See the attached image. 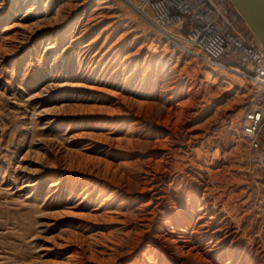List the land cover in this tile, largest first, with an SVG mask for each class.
Masks as SVG:
<instances>
[{
    "label": "rangeland",
    "instance_id": "rangeland-1",
    "mask_svg": "<svg viewBox=\"0 0 264 264\" xmlns=\"http://www.w3.org/2000/svg\"><path fill=\"white\" fill-rule=\"evenodd\" d=\"M100 1L0 0V43L7 41L0 50V264H141L140 250L125 244L135 230H147L144 243L160 242L163 259L195 264L157 239L165 228L155 207L171 212L168 203L155 196L150 209L140 208L154 194H143L140 183L163 125L171 160L178 159L159 168L156 184L172 185L174 215L190 225L217 215L213 230L230 223L227 247L238 253L232 264L243 255L246 264H264V149H250L240 136L256 99L253 81L176 49L122 2ZM237 22L251 35L240 14ZM167 61L174 77L184 67L183 101L171 98L172 76L163 79ZM139 159L121 193L85 198L86 188L106 182L83 164L108 162L123 172ZM202 198L212 212L199 210ZM101 202L111 220L95 211Z\"/></svg>",
    "mask_w": 264,
    "mask_h": 264
},
{
    "label": "bare ground",
    "instance_id": "bare-ground-1",
    "mask_svg": "<svg viewBox=\"0 0 264 264\" xmlns=\"http://www.w3.org/2000/svg\"><path fill=\"white\" fill-rule=\"evenodd\" d=\"M109 1L110 0H101L100 2L107 4V2H109ZM36 3H33V5H32L33 9H36L38 7V6H36ZM99 14H98V16H99ZM101 16H99V17H101ZM44 19H42L40 21H43ZM51 20H53V19H51ZM35 24H37V23H35ZM38 24L41 25V23H38ZM115 30H116V27H114L112 31H115ZM28 37L30 38L31 34ZM108 37H109V35H106L105 39H108ZM5 38H3L4 43H0V50L2 48H4V46H5L4 44H6L5 42H7ZM259 42L262 45H264L260 40H259ZM173 47H175L177 49V46H173ZM108 50H111V56L117 55L119 53V48H115L112 46H111V48H108ZM106 52H108V51H106ZM115 59H117V58H115ZM111 60H113V59H110V61ZM171 60H174L177 63V65H179L181 63L180 60L177 59V57H175V55L172 56ZM178 67L179 66L176 67L175 72L179 71L180 73L178 76L174 77L173 76V74H174L173 68H172L171 73L170 72L167 73V71H166L169 68V61H167L166 65H165V69L163 71V79L167 80L170 75L172 76L171 78L174 80L172 82L173 86H172L171 91H170L171 92V98H179V100H182V98H184V97L186 98L189 95V90L186 89L187 83H184L185 81H183V79H182L183 77L181 76L183 73L184 67L180 68L179 70H178ZM226 69L232 70L229 68H226ZM242 75L243 74H241V76ZM175 109H177V108H175ZM171 111H173L172 108H171ZM163 122H160V123H163ZM158 124H159V122H158ZM167 127H168V125L167 126L163 125V126H161V129L155 128V135L157 136V138L163 137V139L161 140V139L156 138L157 139L156 142L154 141L155 142L154 149L158 148V150L154 151V153L151 154L149 156V158L147 159V164L145 165V168L143 169V173L145 174V176L142 177V180L140 183V184H142L140 191L143 194H144V192H152L154 194H152V198L150 199V201L147 202L145 205L143 204L140 208L142 211L150 209L152 204L154 203L155 196H157L156 197L157 200H160L161 202L166 201L168 203L166 205H168L169 210H171V212L168 210H167L168 212L167 211H160L159 205H157L155 207V211H157V213H159V215L163 216L162 226L159 227L160 231L161 230L163 231L165 228V230H164L165 232L163 234H161L157 239L160 241L168 242L171 245V247L173 248V251L175 252L173 254H176V255L181 254L182 258L193 257L195 264H215L220 259L229 255V257H228L229 261H227V262H228V264H232L235 261L238 253H237L236 249H232V247H231L232 245L227 247L228 240L232 235V233H229L230 228H231L229 225L230 223H228V221H227V223H225L222 228L213 230L212 226L215 225V223L218 219L217 215L216 216L213 215V217L211 216L212 221L209 222L208 225H207V223L205 225H203L204 223H202L201 220H203L205 215H201L199 217V219L197 221H195L194 224H191V225H193L191 228L192 230H191V232H188V228L191 226L190 225V219L187 218L186 216H179L178 214H177V216H175L174 213L172 212L173 206L171 205V203L174 201V199H172V195H173L172 185L171 186L169 185L167 188H164L162 185L156 184V182H158L157 181L158 180L157 175L159 174V171H160L159 168L161 166L166 167L167 165L174 162V159H178L177 155H175L171 160V157L173 156V154H172V149L168 146V143H167V140H168V133H167L168 128ZM162 128H163V130H162ZM133 133H134V130H132L131 128L126 133V138H127L126 140L129 143L131 142L130 138L133 136ZM140 163H141V161L139 159L137 162H135L133 164H128V165L126 164L124 166L123 172H122L121 166L114 168V166L112 167L111 163H108V162L104 166H102V165L89 166V164H87V163L83 164V168L88 172L86 174H89L90 176L91 175L95 176L96 178H99L100 177L99 175H102L104 177L105 182H106V184H104V185H101L100 183L97 184L95 186V188L92 190L86 188V186H85V188H86L85 191L89 190L87 192V196L85 198L88 199L90 197V199H92L91 197L95 196L96 192H98V194H99L98 199L103 198V196L107 193V191H111L112 194L121 193L123 190V184L125 181H128V185L133 184V181H132L133 176H134V175L132 176L133 168L134 167L136 168L137 165ZM165 170L167 172L168 168H165ZM161 178H160V180H161ZM83 181H85V180H83ZM161 181H163V180H161ZM35 184L36 183H33L32 185H35ZM106 200L108 201L109 199H106ZM201 201L202 202L200 203L199 210L201 212L205 211L203 214H208V213L212 212V210L210 209L211 207H209V204L206 202V200L204 198H202ZM103 203L102 202L99 203V205L95 209V211L96 212L101 211L102 212L101 216L109 217V220H111V210L106 211V209H102V208H104ZM160 205H161V203H160ZM175 206H176V208H179L177 205H175ZM148 214L149 215H147V216H151L154 213L151 211V212H148ZM147 216L144 215V219L142 218L141 220H143L144 222H146L147 220H153V219H149ZM223 222H225V219L221 220L220 223L222 224ZM143 223L141 226L146 227V225L145 224L143 225ZM168 226H171V227L169 228ZM201 228L202 229L206 228V229H203V231L201 232ZM218 232H223V237H220V239L218 238L219 240L215 239L216 238L215 234H217ZM135 233L137 235L133 234L132 232L128 234V236H127L128 241H126L125 244L127 245L128 251L130 250L129 252H131V251L133 252L135 250H140V253L142 256L141 264H172L171 263L172 261L170 262L169 260L162 258L161 249L158 248L160 242L155 243L154 239H153V241L150 240L148 243H144L142 241V238L144 239V237L147 235V230H144V231L143 230L142 231H139V230L136 231L135 230ZM118 242H119V240H118ZM102 254H104V252H102ZM84 256H85V254H84ZM90 258L91 259H97L96 253L92 252ZM173 260H175V258H173ZM248 260H249L248 257H246L244 255L240 256V258L237 260V264H246V261H248ZM85 261H87V260H85Z\"/></svg>",
    "mask_w": 264,
    "mask_h": 264
},
{
    "label": "built area",
    "instance_id": "built-area-1",
    "mask_svg": "<svg viewBox=\"0 0 264 264\" xmlns=\"http://www.w3.org/2000/svg\"><path fill=\"white\" fill-rule=\"evenodd\" d=\"M182 52L219 68H230L254 83L240 136L252 150L264 149V45L238 27L231 0H118Z\"/></svg>",
    "mask_w": 264,
    "mask_h": 264
},
{
    "label": "water",
    "instance_id": "water-1",
    "mask_svg": "<svg viewBox=\"0 0 264 264\" xmlns=\"http://www.w3.org/2000/svg\"><path fill=\"white\" fill-rule=\"evenodd\" d=\"M247 25L264 44V0H231Z\"/></svg>",
    "mask_w": 264,
    "mask_h": 264
}]
</instances>
